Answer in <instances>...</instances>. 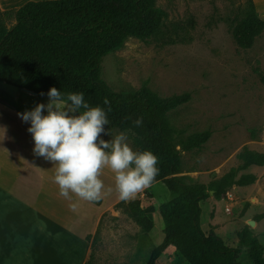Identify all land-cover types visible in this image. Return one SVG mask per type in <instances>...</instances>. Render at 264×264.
<instances>
[{
    "label": "rangeland",
    "instance_id": "1",
    "mask_svg": "<svg viewBox=\"0 0 264 264\" xmlns=\"http://www.w3.org/2000/svg\"><path fill=\"white\" fill-rule=\"evenodd\" d=\"M254 2L264 19V0ZM157 6L164 12L163 26L183 23L189 40L162 45L153 39L129 38L120 49L103 58L102 78L116 91H136L147 83L161 98L191 94L188 103L168 114L178 149L194 134L209 130L212 135L201 148L181 151L180 176L206 187L232 170H238L236 180L244 175L257 177L252 185L228 188L227 192L234 195L230 203L226 197L217 199L211 191L201 204L202 228L207 234L213 230L228 246L238 248V234L248 226L264 246V166L242 170L238 157L245 147L264 153V32L251 49L236 44L231 25L242 18L247 0H158ZM16 9L19 7L12 10ZM0 20L8 27L15 23V18L4 16L1 11ZM190 21L194 22L193 27ZM2 86L0 94L19 104L24 112L49 103L48 97L0 83ZM25 126L30 127V122H25ZM105 132H109L101 134L105 141L120 133L107 125ZM129 144L134 150L130 139ZM42 169L56 174L51 162H42ZM100 179L106 194L98 206L107 211L99 235L90 239L92 255L88 264H145L151 249L164 238V221L158 209L172 198L171 192L157 182L136 195L144 208H155L150 215L154 228L144 234L128 216L114 209L120 202L114 174L105 169ZM108 188H112L110 194ZM74 198L73 195V201ZM227 206L230 212L226 211ZM238 262L252 264L247 249H242ZM160 264L188 263L170 249Z\"/></svg>",
    "mask_w": 264,
    "mask_h": 264
},
{
    "label": "trees",
    "instance_id": "2",
    "mask_svg": "<svg viewBox=\"0 0 264 264\" xmlns=\"http://www.w3.org/2000/svg\"><path fill=\"white\" fill-rule=\"evenodd\" d=\"M157 2L46 0L1 12L15 18V23L8 27L0 20V83L38 96L44 93L45 97L51 88L65 95L83 92L90 107L105 111L109 128L120 132L131 129L129 139L134 151H151L158 157L159 174L152 184H164L172 198L158 209L164 221V238L151 249L145 264H160L161 257L170 249L188 264H240L238 257L243 248L252 264H264V246L248 226L238 234V248L228 246L213 230L207 234L202 228L201 204L211 196V191L221 199L231 186L252 185L257 177L244 175L236 180L238 170H232L206 187L180 176L181 151L201 148L212 135L209 130L194 134L178 149L168 114L188 103L191 94L161 98L147 83L136 91H116L102 78L103 58L120 49L129 38L153 39L162 45L189 40L183 23L163 26L164 12ZM189 23L194 26L193 21ZM231 30L240 48L254 46L264 32V19L254 0H247L242 18L231 25ZM138 118H143V125L135 127L133 121ZM238 157L242 170L264 166V153L247 147ZM93 203L100 205L102 201ZM114 209L128 216L144 234L153 230L150 215L155 208H144L140 199L120 201ZM98 235L99 229L94 237Z\"/></svg>",
    "mask_w": 264,
    "mask_h": 264
},
{
    "label": "crops",
    "instance_id": "3",
    "mask_svg": "<svg viewBox=\"0 0 264 264\" xmlns=\"http://www.w3.org/2000/svg\"><path fill=\"white\" fill-rule=\"evenodd\" d=\"M31 1L38 2L0 0V11ZM10 101L0 94V264H87L88 237L96 235L107 209L60 196L55 174L42 169L49 161L34 154L29 127L17 115L24 111Z\"/></svg>",
    "mask_w": 264,
    "mask_h": 264
},
{
    "label": "clouds",
    "instance_id": "4",
    "mask_svg": "<svg viewBox=\"0 0 264 264\" xmlns=\"http://www.w3.org/2000/svg\"><path fill=\"white\" fill-rule=\"evenodd\" d=\"M47 96V105L38 104L32 111L17 115L31 124L27 131L34 141V154L54 164V182L60 196L99 201L106 194L100 179L105 169L114 174L115 190L125 203L154 182L159 174L158 157L151 151L136 152L131 148V129L105 141L101 134L109 135L105 132V125H109L106 113L100 107H90L83 92L65 95L51 88ZM45 111L47 115L43 114ZM133 125L142 126L143 118L133 121ZM111 192L112 188H108L107 193ZM70 207L75 211L77 205Z\"/></svg>",
    "mask_w": 264,
    "mask_h": 264
},
{
    "label": "built area",
    "instance_id": "5",
    "mask_svg": "<svg viewBox=\"0 0 264 264\" xmlns=\"http://www.w3.org/2000/svg\"><path fill=\"white\" fill-rule=\"evenodd\" d=\"M233 200H234V195H233V193L230 192V191H228V192L226 193V202L230 203V202H232ZM226 211H227V212H230V211H231V208L227 206V207H226Z\"/></svg>",
    "mask_w": 264,
    "mask_h": 264
},
{
    "label": "water",
    "instance_id": "6",
    "mask_svg": "<svg viewBox=\"0 0 264 264\" xmlns=\"http://www.w3.org/2000/svg\"><path fill=\"white\" fill-rule=\"evenodd\" d=\"M27 92H29V91H27ZM29 93H31V94H33V95H37L36 93H33V92H29ZM253 224V223H252Z\"/></svg>",
    "mask_w": 264,
    "mask_h": 264
}]
</instances>
